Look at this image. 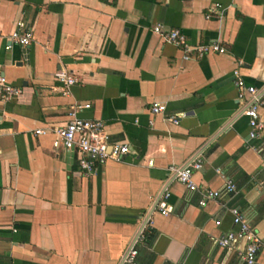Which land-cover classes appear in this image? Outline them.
<instances>
[{
    "label": "crops",
    "instance_id": "obj_1",
    "mask_svg": "<svg viewBox=\"0 0 264 264\" xmlns=\"http://www.w3.org/2000/svg\"><path fill=\"white\" fill-rule=\"evenodd\" d=\"M19 20L31 33L25 46L8 37ZM156 23L225 50L183 59L151 32ZM234 68L262 91L264 124V0H0V76L21 90L0 98V264H118L166 168L196 154L192 180L219 196L199 206L198 191L166 182L172 211L149 214L137 264H245L242 242L212 241L236 229L231 210L262 240L253 264H264V128L247 138ZM60 69L77 79L65 94ZM153 101L162 114L149 113ZM74 103L87 104L78 117L101 120L128 148L88 177L75 152L33 132L63 125ZM179 112L177 124L164 119Z\"/></svg>",
    "mask_w": 264,
    "mask_h": 264
},
{
    "label": "built area",
    "instance_id": "obj_2",
    "mask_svg": "<svg viewBox=\"0 0 264 264\" xmlns=\"http://www.w3.org/2000/svg\"><path fill=\"white\" fill-rule=\"evenodd\" d=\"M210 14H205L209 18ZM16 28L9 34V40L20 46H25L31 39L30 30H23L22 21L16 22ZM151 32L160 36L164 41L173 44L181 52L183 59H199L207 54H219L224 52V47L218 42H207L199 44H190L184 34L176 28H162L161 24L156 23L151 26ZM233 84L236 88L237 100L241 103L240 114L247 118V138L253 139L261 135L264 124L259 120L257 109L262 104V91L252 85L246 84L239 75L237 68L232 70ZM55 81L60 87L61 93L68 92V88L77 82L73 74L65 69H60L55 73ZM20 88L8 85L4 78L0 76V98L3 100L10 99L20 94ZM87 104H70L67 109V120L61 126L48 125L33 130L34 134H48L51 136V146L53 149H62L67 152L77 154V165L80 173L85 176H91L96 171V164L106 159L121 160L122 156L128 152L127 145L119 141H111L105 131L104 123L96 119H84L76 115ZM151 115L162 114L165 110L164 104L153 101L148 107ZM183 117V112L175 115L164 116V119L177 124ZM151 123V120H149ZM151 164V161L147 162ZM201 167V160L196 154L181 165H170L166 168V182L175 180L185 188L192 191H198L200 197L197 201L199 206H203L208 200H213L219 196L218 191L208 188L198 189L192 180V171ZM166 182L163 183L161 191L156 199L152 200L153 204L147 208L136 223V229L131 236L127 246L123 250L118 264H137L136 244L142 241L145 230L149 227V214L154 211L162 216L168 215L172 211V205L168 202L169 191ZM224 188L226 192H232L235 189L233 182L225 178ZM232 212V225L235 230H229L224 234L214 238L213 244L225 249L235 247L242 242L241 260L245 264H253L256 251L262 246V240L251 229L245 217L237 212Z\"/></svg>",
    "mask_w": 264,
    "mask_h": 264
}]
</instances>
